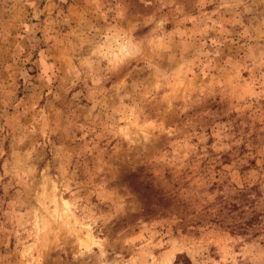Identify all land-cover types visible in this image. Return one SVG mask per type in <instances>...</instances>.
<instances>
[{
    "label": "rangeland",
    "instance_id": "obj_1",
    "mask_svg": "<svg viewBox=\"0 0 264 264\" xmlns=\"http://www.w3.org/2000/svg\"><path fill=\"white\" fill-rule=\"evenodd\" d=\"M0 264H264V0H0Z\"/></svg>",
    "mask_w": 264,
    "mask_h": 264
},
{
    "label": "clouds",
    "instance_id": "obj_2",
    "mask_svg": "<svg viewBox=\"0 0 264 264\" xmlns=\"http://www.w3.org/2000/svg\"><path fill=\"white\" fill-rule=\"evenodd\" d=\"M129 55H131V53H129Z\"/></svg>",
    "mask_w": 264,
    "mask_h": 264
}]
</instances>
